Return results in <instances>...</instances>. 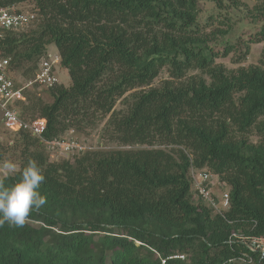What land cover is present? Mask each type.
<instances>
[{
    "label": "trees",
    "instance_id": "16d2710c",
    "mask_svg": "<svg viewBox=\"0 0 264 264\" xmlns=\"http://www.w3.org/2000/svg\"><path fill=\"white\" fill-rule=\"evenodd\" d=\"M198 1L0 0V8L30 2L36 15L31 30L4 32L0 58L28 82L53 45L70 79L49 89L50 102L23 92L18 116L43 118L46 140L101 123L122 147L54 162L27 131L0 140V162L14 152L19 167L5 184L35 160L47 198L23 226H0V264H264V252L232 237L264 238V57L231 70L216 63ZM263 40L264 26L255 41ZM240 46L222 56L245 57ZM164 69L168 79L151 87ZM253 128L258 143L248 139ZM191 167L229 187L222 214L194 201ZM177 254L184 259L168 258Z\"/></svg>",
    "mask_w": 264,
    "mask_h": 264
},
{
    "label": "rangeland",
    "instance_id": "374dc122",
    "mask_svg": "<svg viewBox=\"0 0 264 264\" xmlns=\"http://www.w3.org/2000/svg\"><path fill=\"white\" fill-rule=\"evenodd\" d=\"M16 11L33 12V4L30 2H23L13 7ZM35 15V13H34ZM36 18V15H35ZM33 22L17 32H27L34 28L35 19ZM197 18L200 25L203 27L202 32L208 36L207 43L213 48L215 52L219 53V57L215 58L216 63L224 65L228 70L236 69L239 66H250L258 64L259 60L264 57V40L256 42V36L261 27L264 26V1L259 0H199L197 5ZM240 42L242 50L247 51V55L243 57V52L239 53L238 49H233L228 55L222 56V51L225 46L230 44H236ZM50 52L56 51L55 46L50 45L47 47ZM242 56L239 62H235L238 56ZM190 74H200L198 71H191ZM13 77L16 84L24 86L27 80L24 79L22 70L18 68L12 69ZM59 84L68 86L70 79L68 77L67 70L63 67L58 69ZM168 79V73L164 70L160 72L157 78H155L151 87H158L163 80ZM36 91L44 102H50L51 97L49 95V89L38 88L34 89L33 86L24 88L23 92ZM121 103L118 102L116 108H120ZM102 124H97L96 127L87 128L83 132L76 130H68L64 134L65 139L75 140L80 142L83 146H86L88 150H106L111 148H122L115 143L110 142L106 137L101 135ZM13 134L6 131L0 124V140L2 142H11ZM249 141L258 143L261 137L253 128L248 135ZM139 145L126 148H139ZM16 154L10 152L6 160L0 162V176L3 175L2 165L5 162L12 161L17 165ZM63 155L58 153H49L50 161H59ZM70 156V155H69ZM210 172L208 168L200 169ZM212 174V173H211ZM213 175L212 190L215 194L219 195L223 192H228L229 187L225 184L218 183V178ZM193 193V191H192ZM194 201H197L193 194ZM229 264H254L253 261L245 259H237L229 262Z\"/></svg>",
    "mask_w": 264,
    "mask_h": 264
},
{
    "label": "built area",
    "instance_id": "2783aa9c",
    "mask_svg": "<svg viewBox=\"0 0 264 264\" xmlns=\"http://www.w3.org/2000/svg\"><path fill=\"white\" fill-rule=\"evenodd\" d=\"M35 18L34 13L16 11L13 7L0 8V39L6 31H18L30 25ZM61 67V57L57 51L49 50L38 60L34 78L25 83L24 86L16 84L9 66V59L0 58V124L9 132L16 133L27 131L40 139L45 149L50 153L68 156L88 150L80 142L71 139L46 140L43 134L46 130V121L43 118H35L24 121L18 116L15 104L25 100L23 90L28 86L35 85L36 88L50 89L59 84L58 69ZM191 189L196 200H200L216 213L222 214L229 206L228 192L215 194L212 190L213 175L194 167L189 170ZM220 184V182L218 181ZM232 237L245 243L251 250L264 251V238L247 237L234 233ZM168 258L184 259V255H172ZM167 258V259H168ZM251 261V259H248ZM165 264V261H161Z\"/></svg>",
    "mask_w": 264,
    "mask_h": 264
},
{
    "label": "clouds",
    "instance_id": "9594fccd",
    "mask_svg": "<svg viewBox=\"0 0 264 264\" xmlns=\"http://www.w3.org/2000/svg\"><path fill=\"white\" fill-rule=\"evenodd\" d=\"M0 176V226H23L29 213L38 210L47 203L39 188L45 181L41 167L35 160H29L15 183L5 184L9 175L17 172V165L8 161L2 165Z\"/></svg>",
    "mask_w": 264,
    "mask_h": 264
},
{
    "label": "water",
    "instance_id": "95a60500",
    "mask_svg": "<svg viewBox=\"0 0 264 264\" xmlns=\"http://www.w3.org/2000/svg\"><path fill=\"white\" fill-rule=\"evenodd\" d=\"M264 252V251H263Z\"/></svg>",
    "mask_w": 264,
    "mask_h": 264
}]
</instances>
